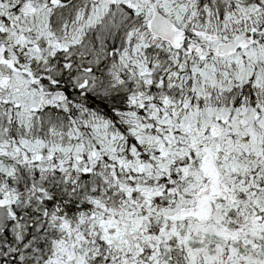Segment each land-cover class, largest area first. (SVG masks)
<instances>
[{
  "label": "snow or ice",
  "instance_id": "1",
  "mask_svg": "<svg viewBox=\"0 0 264 264\" xmlns=\"http://www.w3.org/2000/svg\"><path fill=\"white\" fill-rule=\"evenodd\" d=\"M0 264H264V0H0Z\"/></svg>",
  "mask_w": 264,
  "mask_h": 264
}]
</instances>
